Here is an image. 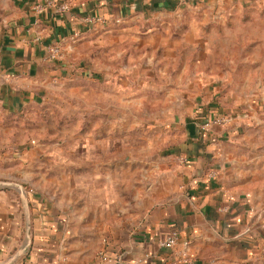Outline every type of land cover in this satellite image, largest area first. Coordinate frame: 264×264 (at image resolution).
Listing matches in <instances>:
<instances>
[{"label":"crops","instance_id":"1","mask_svg":"<svg viewBox=\"0 0 264 264\" xmlns=\"http://www.w3.org/2000/svg\"><path fill=\"white\" fill-rule=\"evenodd\" d=\"M37 1L20 0L0 33L5 111L68 73L52 48L88 28L83 15L115 4L121 13L141 0H59L67 10ZM27 146H0V264H115L100 250L122 264H264V80L248 91L186 96L162 131L150 187L141 198L135 187L129 209L121 172L100 181L97 166L56 164L58 152ZM172 230L177 242L161 246Z\"/></svg>","mask_w":264,"mask_h":264},{"label":"rangeland","instance_id":"2","mask_svg":"<svg viewBox=\"0 0 264 264\" xmlns=\"http://www.w3.org/2000/svg\"><path fill=\"white\" fill-rule=\"evenodd\" d=\"M19 1L0 0V33ZM171 1L128 3L121 13L112 4L105 22L66 38L67 75L47 80L18 110L0 105V138L8 135L0 146L58 152L56 164L97 166L100 181L121 172L129 209L135 187L140 198L150 187L162 131L186 96L248 91L264 80V0Z\"/></svg>","mask_w":264,"mask_h":264},{"label":"built area","instance_id":"3","mask_svg":"<svg viewBox=\"0 0 264 264\" xmlns=\"http://www.w3.org/2000/svg\"><path fill=\"white\" fill-rule=\"evenodd\" d=\"M49 4H51V2H49ZM67 7H68L67 4H64V5H62V8H59V9L65 10V8H67ZM81 21H83L84 23H86L88 25H92V24H95L97 22H101V23L105 22L106 17L104 15H101V14L95 15L92 13H88V14H85L81 17ZM58 51H59V46L52 48L53 53H56ZM177 238H178L177 230H172L159 240V244L161 246H164V247H171L177 242ZM98 255H99L101 260L113 259L115 264H122V258L119 255H114L111 258L110 256L105 254L104 250H100ZM261 255L264 257V246L261 249ZM129 264H140V263L138 261H134V262H131Z\"/></svg>","mask_w":264,"mask_h":264},{"label":"trees","instance_id":"4","mask_svg":"<svg viewBox=\"0 0 264 264\" xmlns=\"http://www.w3.org/2000/svg\"><path fill=\"white\" fill-rule=\"evenodd\" d=\"M127 2H129V1H131V0H126ZM174 2H167V3H164L162 0H150L149 1V5H151V6H158V5H162L163 7H172V4H173ZM165 5H169V6H165ZM66 65H67V62H66ZM67 75V74H66Z\"/></svg>","mask_w":264,"mask_h":264}]
</instances>
